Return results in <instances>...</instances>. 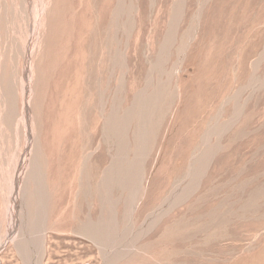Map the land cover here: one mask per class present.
I'll return each mask as SVG.
<instances>
[{
    "label": "rangeland",
    "instance_id": "374dc122",
    "mask_svg": "<svg viewBox=\"0 0 264 264\" xmlns=\"http://www.w3.org/2000/svg\"><path fill=\"white\" fill-rule=\"evenodd\" d=\"M0 264H264V0H0Z\"/></svg>",
    "mask_w": 264,
    "mask_h": 264
}]
</instances>
